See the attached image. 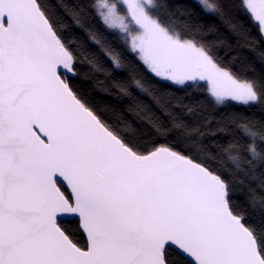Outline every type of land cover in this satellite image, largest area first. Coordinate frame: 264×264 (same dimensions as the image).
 Segmentation results:
<instances>
[{
    "label": "snow or ice",
    "instance_id": "1",
    "mask_svg": "<svg viewBox=\"0 0 264 264\" xmlns=\"http://www.w3.org/2000/svg\"><path fill=\"white\" fill-rule=\"evenodd\" d=\"M0 264H264V0H0Z\"/></svg>",
    "mask_w": 264,
    "mask_h": 264
}]
</instances>
